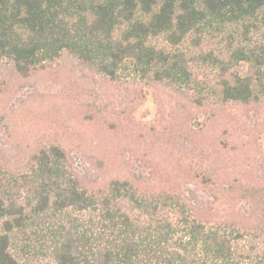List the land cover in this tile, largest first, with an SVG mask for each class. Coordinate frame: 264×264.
Here are the masks:
<instances>
[{
	"label": "trees",
	"instance_id": "1",
	"mask_svg": "<svg viewBox=\"0 0 264 264\" xmlns=\"http://www.w3.org/2000/svg\"><path fill=\"white\" fill-rule=\"evenodd\" d=\"M68 64L60 120L34 80ZM33 98L49 129L0 140V264H264V0H0V107Z\"/></svg>",
	"mask_w": 264,
	"mask_h": 264
},
{
	"label": "rangeland",
	"instance_id": "2",
	"mask_svg": "<svg viewBox=\"0 0 264 264\" xmlns=\"http://www.w3.org/2000/svg\"><path fill=\"white\" fill-rule=\"evenodd\" d=\"M72 70H75V72H72ZM79 77H82L81 73L76 71V67L71 64L35 77V84H39L44 96L46 95V99L42 98V100L44 99L45 104L51 105L49 107L45 105V109L48 110L52 107L49 111L60 120L65 119L66 113L63 110L65 103L69 101L68 99L76 94H79V97L81 96L82 90H78L76 87V78ZM113 87V85L107 83L95 85L91 88L93 92H90V89L82 98V101H95L99 105L108 106V115L112 117L116 112L120 111L119 107L122 106L120 105L122 102L121 92L113 89ZM25 91L23 93L25 100L30 99L27 98L30 97V94ZM14 101L9 102V104L6 101L0 107V136L4 135L0 140L3 143L10 145L15 139L34 141L45 129H49L51 123L46 119L44 120L41 116V106L43 108V105L38 100L33 98V100L26 102L22 107L20 105L13 107ZM53 108L56 109V112H52ZM8 121L11 125L9 132L5 130V123ZM33 261L41 263L47 260L39 256L33 258Z\"/></svg>",
	"mask_w": 264,
	"mask_h": 264
}]
</instances>
